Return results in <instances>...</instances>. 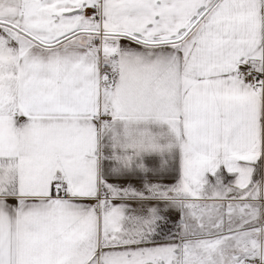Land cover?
Here are the masks:
<instances>
[{
	"label": "snow or ice",
	"instance_id": "6c2138e0",
	"mask_svg": "<svg viewBox=\"0 0 264 264\" xmlns=\"http://www.w3.org/2000/svg\"><path fill=\"white\" fill-rule=\"evenodd\" d=\"M0 264H264V0H0Z\"/></svg>",
	"mask_w": 264,
	"mask_h": 264
}]
</instances>
